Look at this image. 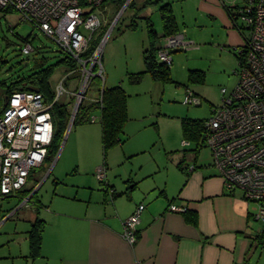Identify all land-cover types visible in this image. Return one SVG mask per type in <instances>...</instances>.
<instances>
[{"label": "crops", "instance_id": "crops-1", "mask_svg": "<svg viewBox=\"0 0 264 264\" xmlns=\"http://www.w3.org/2000/svg\"><path fill=\"white\" fill-rule=\"evenodd\" d=\"M192 1L195 23L204 28L220 20L233 35L227 46L238 48V35L225 9L238 0ZM180 31L187 34L186 29ZM157 33L161 36L163 31ZM119 85L123 87L122 83ZM127 109L129 119L121 136L122 143L109 150L105 159L99 126L102 164L95 160L91 166L87 159L71 173L66 169L69 171L64 178L54 182L55 194L49 205L38 200V211V206L32 203L0 208V231L4 223L20 218V212L27 211L20 215L27 224L10 232L13 239L7 248L9 254L0 255V260L14 256V260L24 261H11V264H264V225L254 224L258 221L252 217L255 212L251 211V204L241 193L230 194L225 190L213 164L199 165V153L192 150L193 156L188 151L173 153L164 147L165 158L157 162L148 154L155 145L150 146L138 132L128 130L129 98ZM99 115L100 112L95 115V122L78 126L84 129L80 135L91 131ZM118 149L116 154L114 151ZM140 156L148 157L151 162L138 164ZM72 163L67 156L63 167L69 168ZM101 167H105L106 184L97 177ZM140 204L145 205V210L138 224V242L131 246L122 237L123 222ZM172 204L193 212L196 224L188 222L184 213L170 211ZM37 218L44 222V230L41 254L32 258L28 231Z\"/></svg>", "mask_w": 264, "mask_h": 264}, {"label": "built area", "instance_id": "built-area-1", "mask_svg": "<svg viewBox=\"0 0 264 264\" xmlns=\"http://www.w3.org/2000/svg\"><path fill=\"white\" fill-rule=\"evenodd\" d=\"M105 1L0 0V9L18 13L21 22L38 28L57 45L61 54L76 62V70L70 73L76 75L78 92L69 93L75 100L72 111L75 117L93 78L103 77L99 65L104 46L110 31L133 0L127 1L100 42L94 35L103 26L100 8ZM245 1L241 18L246 23L242 31L245 42L235 49L241 56L237 71L239 82L231 93L226 88L221 90L222 105L213 108L206 123L204 145L210 149L212 164L219 171L225 190L230 194L239 191L245 201L256 203L258 209L252 217L264 225V0ZM162 40L157 56L169 66L174 52L195 47L184 34ZM95 42H99L97 48L86 57ZM34 50L32 43L26 42L21 53L29 56ZM70 79L68 76L57 85L52 102L38 91L17 92L0 111V203L17 199L33 171L45 164L54 139L53 106L68 94L65 84ZM197 103L199 100L187 91L184 104ZM75 117L71 115L73 122ZM96 120V116H91V122ZM182 144L189 145L186 141ZM97 177L106 182L105 167L98 169ZM28 202L29 198L22 205ZM169 209L179 213L188 210L173 204ZM144 210V204L138 205L123 222L122 237L131 246L138 242V224Z\"/></svg>", "mask_w": 264, "mask_h": 264}, {"label": "rangeland", "instance_id": "rangeland-1", "mask_svg": "<svg viewBox=\"0 0 264 264\" xmlns=\"http://www.w3.org/2000/svg\"><path fill=\"white\" fill-rule=\"evenodd\" d=\"M144 1L133 0L134 4L123 13L120 21L112 30L114 19L127 2L123 7L117 6L115 3H108L100 8L103 26L94 37L100 38L99 41L101 42V39L111 30L103 49L101 65H99V71L100 69L103 70V77L97 76L99 71L95 73L97 79L94 77L91 81L86 98L82 103L83 106L94 103L99 96V87H102L103 84L110 88L122 83L123 87H121L125 89L129 98L131 120L128 130L133 133L138 132L140 138L146 140L150 146L155 145L148 154L157 162L162 161L165 158V147L173 153L188 151L193 156L191 150L194 149V145L183 147L182 144L181 119L201 121L209 119L211 110L222 105L221 90L226 88L231 93L236 88L239 82V76L236 73L238 69V60L235 55L236 46H227L232 41L233 35L221 24L220 20L201 28L199 24L195 23L196 9L193 1L175 0L173 6L180 29H186L188 41L192 39L195 47L199 46L200 50L192 49L188 50L189 52H179L173 55L171 76L174 83L155 82L149 75H146L141 83L133 85L129 82V75L144 71L143 52L149 49V36L146 23L142 18L150 17L156 30L160 33L162 30L159 6H149L140 10ZM242 2L243 0H238V3ZM133 20L138 23L135 30L129 28ZM9 27L19 37L33 39L32 45L35 51L30 56H24L21 53L23 44L17 36L9 31ZM234 31L236 32L235 35H238V47L243 46L244 35L236 29ZM227 37L229 41H226ZM162 42L163 40H161V44ZM0 58L6 61L2 66L0 64V110L5 105L6 88L4 85L8 86L20 77L34 73L36 64L44 61L46 67L55 66L54 73L50 78L52 90H55L62 80L71 76V79L67 80L65 84L68 94H65L59 103L66 105L72 114L75 100L70 94L78 92L76 75L67 72L68 66L61 63L64 55L58 51L57 45L31 23L21 22L20 15L16 12L4 13L0 11ZM195 70L205 72L206 79L203 85L188 82L189 72ZM187 88L202 98L201 106L184 104ZM98 113L96 111L92 116L98 115ZM155 123H157V127L154 126ZM80 125H72L69 131L66 130L68 134L65 133L66 141L63 149L59 151L61 154L55 155L51 163L46 162L29 178L27 189H33V192L37 191L38 200L42 201L45 206L49 205V201L54 197L56 179L61 180L67 171L70 170L69 173H71L76 165L85 164L87 159L91 166L94 165L91 161L98 160L101 164L103 163L99 135L100 122L97 121L96 124L91 125V131L86 132L87 136L83 135L84 131L82 130L84 129H78ZM80 132L83 133L80 135ZM114 152L118 154L119 149ZM58 156L59 160L62 158L61 162L57 159ZM67 156H69V161L74 163L69 168L63 167ZM145 156H140V159H137L138 164L140 161L151 162ZM197 163L203 166L212 165L209 148L202 147L200 149ZM17 204V199H9L1 202L0 208L16 207ZM250 204L251 211L256 212L258 205L256 203ZM26 212L22 211L20 215H24ZM20 215H18L20 218L9 220L4 223L5 225L3 224L4 227H1L0 236L6 237L0 239L1 257H6L9 254L7 248L10 247V241L13 239L10 232H14L16 228L19 230L27 224L22 221ZM254 224L259 225L261 223L255 222ZM2 248L6 249L2 250ZM19 248L21 249V246ZM13 258L14 256H10L1 259L0 262L1 264H11V261H24V259L14 260Z\"/></svg>", "mask_w": 264, "mask_h": 264}, {"label": "trees", "instance_id": "trees-1", "mask_svg": "<svg viewBox=\"0 0 264 264\" xmlns=\"http://www.w3.org/2000/svg\"><path fill=\"white\" fill-rule=\"evenodd\" d=\"M128 0H106L103 5L108 3H115L117 6L123 7ZM245 0L242 3H234L230 6H225L226 12L232 24V27L235 28L239 33L243 35V29H245L246 23L242 21V16L244 15V5ZM134 4L133 1L129 3L126 10ZM173 0H145L143 6L140 10L146 9L149 6H159V12L162 22V31L163 34L159 36L150 17L142 18L146 23V28L149 38V49L143 52V63L144 71L130 74L129 82L133 85L139 84L142 82L143 78L146 75H149L153 81L160 82L163 84L174 83L171 76V66L159 61L157 52L159 51L161 45L160 42L163 38L168 36H173L176 34H185V32L180 31L179 24L177 22L176 16L173 10ZM125 10V11H126ZM4 13L14 12L10 9H0ZM15 13V12H14ZM122 17V16H121ZM121 19V18H120ZM120 21V20H119ZM138 27V23L133 20L129 26L132 30H135ZM9 31L12 32L14 36H17L18 39L22 42L23 46L26 42L33 41L32 38L19 37L15 31L9 27ZM187 39V38H186ZM99 42H95L89 53L86 57H89L90 54L97 48ZM22 50V48H21ZM35 51V50H34ZM177 52V51H176ZM235 55L239 61L241 56L235 52ZM30 56V55H29ZM6 61L0 58L1 66L5 64ZM61 63H64L68 66L69 70L67 72L75 71L77 68L76 62L71 58L64 56V59L61 60ZM34 73L20 77L19 79L11 82L8 86L4 85L6 88L5 93V105L7 106L6 99H10L11 96L17 92L23 91H38L44 94V96L49 101H53L55 98L54 90H52L50 85V78L54 73L55 66H45V62L36 64ZM238 69L236 70L237 73ZM97 79V78H96ZM205 72L203 71H190L188 75V82L190 84H200L205 83ZM187 91H190L194 96L199 100V103L194 105L187 106H201L203 103L202 98L193 90L187 88ZM128 96L124 89L119 86L108 88L104 84L102 87H99V96L98 99L88 106H83L81 103L77 115L74 119L72 125H80L82 123L91 122V116L94 112L99 111V119L101 129H102V147L104 159L106 158L109 150L119 146L122 143V134L124 131L125 124L127 123L128 109H127ZM186 105V104H185ZM2 110V109H1ZM0 110V111H1ZM213 110V109H212ZM211 110V113H212ZM53 120H54V139L52 145L49 147L48 155L45 163H51L53 157L57 155L60 150V147L64 141L65 133L71 119V112L66 105L56 102L53 106ZM211 117V116H210ZM210 119V118H209ZM201 120H192V119H181V129H182V139L189 143L188 146L194 145L192 150L196 154L199 153L202 147H205L204 141L208 132L207 122ZM187 146V147H188ZM105 164V162H104ZM31 177V176H30ZM29 177V178H30ZM106 184V182H105ZM37 192L33 194V189H27V186L22 191L18 192V203L21 204L23 200L29 198V202L25 205L34 204L37 205V211L39 210V202L37 197ZM185 218L188 222L196 224V215L193 212L187 210L185 213ZM44 230V222L40 219H36L30 226L28 231V240L30 246V256L36 258L41 254V245H42V233Z\"/></svg>", "mask_w": 264, "mask_h": 264}, {"label": "water", "instance_id": "water-1", "mask_svg": "<svg viewBox=\"0 0 264 264\" xmlns=\"http://www.w3.org/2000/svg\"><path fill=\"white\" fill-rule=\"evenodd\" d=\"M126 5H127V4H125V6H126ZM125 6H124V7H125ZM74 117H75L74 114H72V118H74ZM72 118H71V120H70V123H69V126H68L67 131L70 130V128H71V126H72V124H73V123H72V122H73V121H72ZM66 133L68 134V132H66ZM65 141H66V137H64V141H63L62 147H63ZM35 172H36V170L33 171V173H35ZM36 192H37V191H34L33 194L36 193Z\"/></svg>", "mask_w": 264, "mask_h": 264}]
</instances>
